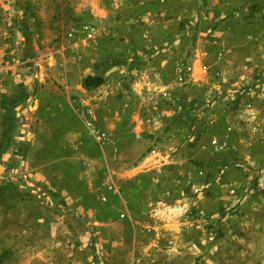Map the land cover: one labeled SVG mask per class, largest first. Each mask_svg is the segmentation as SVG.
I'll use <instances>...</instances> for the list:
<instances>
[{"label": "rangeland", "instance_id": "rangeland-1", "mask_svg": "<svg viewBox=\"0 0 264 264\" xmlns=\"http://www.w3.org/2000/svg\"><path fill=\"white\" fill-rule=\"evenodd\" d=\"M90 75L106 90L83 94ZM6 76L29 101L38 87L47 102L65 106L72 91L82 99L76 110L83 104L93 116H84V148L120 152L107 165L119 191L120 168L152 155L147 200L167 221L150 211L135 223L120 206L110 218L106 204L85 221L59 191L15 173V157L2 158L8 136L16 150L28 126L16 109L8 127L0 110V264H251L242 237H264V0H0V81ZM105 108L150 121L121 139L120 123L97 122ZM104 166L92 164L101 176L89 181L72 176L79 189L91 181L94 206L101 194L120 204L104 189ZM253 258L264 264V255Z\"/></svg>", "mask_w": 264, "mask_h": 264}, {"label": "crops", "instance_id": "crops-1", "mask_svg": "<svg viewBox=\"0 0 264 264\" xmlns=\"http://www.w3.org/2000/svg\"><path fill=\"white\" fill-rule=\"evenodd\" d=\"M3 79H6V81H0V105L3 104L0 110L4 111V113H7L6 115L4 114L7 116L4 117V120H9L8 127L14 126V121L16 118H12L11 115H14L12 114L13 111L18 109L21 111L19 116L21 117V115H23V119H25V122L28 126V130L25 135L20 133L17 139L15 140L14 138L13 140L14 144L16 141H18L17 149H11V136H8V149L6 148V150L4 149L3 151V159L7 158L11 160L15 157V161H19V165L15 173L19 172V174H21L24 178H26L28 181H34L35 184L39 182L42 189L50 190L53 193H55L53 189L59 191L62 196L64 195V200L59 198L58 200L66 203L68 207L71 206L77 208L78 213H83V219L88 222L92 221L93 217H102L101 213L96 208L99 207L102 209V204H106V207H104L105 212L111 207L109 213L110 218L116 216L115 212L117 211L115 209L118 210L120 206V212H122V210L130 211V209L134 212L133 221L135 223H140L142 214L145 213L147 216V212L150 211H152L151 216L155 219H159L163 221V223L164 221H167L166 217H163L164 215H162L160 211H157L156 213L153 212V205H155V203H148L147 200V198L150 197L155 191L153 189V181H156L157 179V168H155V166L149 165L152 164V161L154 160L152 155L143 157V159H136L131 165H125L123 168H120L119 191L118 187L116 186V184L119 183L117 180L118 178H115L114 174H111V170L110 168L107 169V165H111V159L113 161L120 160L121 162L122 156L120 155V152L114 151L112 152V155H108L107 152L104 151V148H99V146L94 145V150L92 151L86 148L89 152L84 148L89 145V141L87 139L91 137L90 128L88 125H85L84 116L86 115L85 117H91L92 113H89L88 108L85 109L83 104L82 108L78 110L81 112L76 110V106L79 107L81 105V98L73 97L72 99V91V93L69 94L70 101L65 106H63V104L60 102L58 104V101L53 100V98L49 100V103L44 99V93L46 92L43 89H39L38 87V90L34 91L33 93V99L29 101V99L26 98L28 94L26 93L25 87H23L22 84H15V82H13L9 76H6V78L4 77ZM82 88L85 89L87 87L82 85L81 89ZM92 88L106 90L105 87L99 86ZM84 89L81 90L82 93L89 94V92ZM103 93L106 94V91ZM68 108L71 110L74 109L76 111H69ZM122 109V112H119L118 110L109 112L110 110L105 108L104 117H96L97 122L101 126H118L120 123L118 128L120 135L118 137H121V139H123L122 135L125 136V133L127 132H132L133 135L139 137L140 127L150 120L138 118L139 116L135 118L134 122H131V120H122L124 111H128V108ZM84 112H87V114ZM18 120L21 121L22 119L18 118ZM71 136L77 143L75 147H73L70 143ZM86 136H88V138ZM68 138H70V140H68ZM73 150L75 151V154L69 156V151ZM90 153H93L97 156L91 158ZM71 157L73 158L72 165L75 163L76 165H70L69 159ZM76 157H78V160H75ZM101 160L105 165L104 167L106 168V171H104L106 176L103 180L104 189L107 193L113 194L114 196L119 194L120 197H117L120 198V204H114L112 199L101 194L99 195L98 200L101 197L104 201L99 200V205L94 206L91 204V198L93 197L91 181L89 183H85L81 189L77 188V186L75 187L72 182V176L74 174L77 175V178L82 181H85V179H88L87 181H89L91 178L95 179L93 172L96 173L97 176L98 174L101 176V172L99 170L98 172H91L90 170L92 164L95 165V163H99ZM77 165H79L81 168L76 169ZM98 185L99 183L97 186H95V188L100 190L98 189ZM58 200L55 198L52 200V203L54 202V205H57L59 204ZM93 207L96 208L95 211L97 212L92 213L94 216L91 214V212H93L92 210L94 209ZM129 213H127L128 216ZM101 219H94V222L100 221ZM128 220L130 221L131 219L128 217ZM252 222L253 224H256L255 221ZM253 227L254 226L251 228ZM252 233L253 234L251 235L248 233L245 234V236L248 237H242L244 238L243 240L245 242V246H243L246 249L245 253L251 256V264L254 262L253 256L261 254L264 255L263 235L260 234L259 231H252ZM239 238L241 237H238L237 239Z\"/></svg>", "mask_w": 264, "mask_h": 264}, {"label": "trees", "instance_id": "trees-1", "mask_svg": "<svg viewBox=\"0 0 264 264\" xmlns=\"http://www.w3.org/2000/svg\"><path fill=\"white\" fill-rule=\"evenodd\" d=\"M84 87L92 88L97 87L103 83L102 76H88L83 81Z\"/></svg>", "mask_w": 264, "mask_h": 264}, {"label": "built area", "instance_id": "built-area-1", "mask_svg": "<svg viewBox=\"0 0 264 264\" xmlns=\"http://www.w3.org/2000/svg\"><path fill=\"white\" fill-rule=\"evenodd\" d=\"M97 139H98V141H105L106 140V134L104 132H97Z\"/></svg>", "mask_w": 264, "mask_h": 264}]
</instances>
